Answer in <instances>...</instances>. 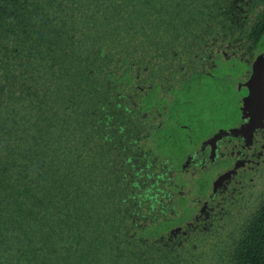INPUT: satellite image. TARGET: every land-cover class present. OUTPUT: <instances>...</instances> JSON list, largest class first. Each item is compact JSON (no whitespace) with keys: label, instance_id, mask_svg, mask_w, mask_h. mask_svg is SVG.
<instances>
[{"label":"flooded vegetation","instance_id":"af4514ba","mask_svg":"<svg viewBox=\"0 0 264 264\" xmlns=\"http://www.w3.org/2000/svg\"><path fill=\"white\" fill-rule=\"evenodd\" d=\"M118 1L6 9L0 70L16 94L6 133L15 147L25 137L54 175L33 172L22 196L0 189V264H252L264 225V108L246 117L240 93L264 61V0H143L138 10ZM202 79L229 101L209 103L207 133L172 155L160 149L168 130L193 126L166 114ZM59 210L75 213L74 226Z\"/></svg>","mask_w":264,"mask_h":264},{"label":"trees","instance_id":"16d2710c","mask_svg":"<svg viewBox=\"0 0 264 264\" xmlns=\"http://www.w3.org/2000/svg\"><path fill=\"white\" fill-rule=\"evenodd\" d=\"M127 4V9H133L138 10L139 6H143V0H125ZM41 2V3H40ZM117 2H119L117 0ZM148 2H155L156 0H148ZM20 3V6H18ZM50 3V0H33L30 5H27L25 3V0H0V24L7 28L6 23L3 21V17L7 11V8L12 7V4H16L19 9L23 10L24 13H31L36 8V4H45L40 5L36 11L42 7H47V4ZM77 6V5H76ZM35 11V12H36ZM33 12L32 15L35 13ZM134 12V11H133ZM42 13V10L37 12V14ZM31 15V16H32ZM26 17L23 16V19ZM29 19V18H28ZM27 19V20H28ZM9 25V23H8ZM4 38L0 37V48L3 50H8V46L2 45V42ZM2 52L0 51V61H1ZM3 67V66H0ZM0 76H5L4 79H0V189H4L7 186H9V190H17L21 196L23 194H26V185L28 182V179L31 178L33 172H37L40 177H43L46 174H52V172H49L44 168V164H40L36 160L33 159V151L32 149H29L26 144H23L24 142H27V139L25 137H21L18 139L19 143L22 144V146L15 147L16 144V132L14 133H6L7 131H10V126L14 124V111L12 107V98L15 94L13 90H11V87L15 86V82L12 81L14 79L13 75L11 74H4L0 70ZM21 82V81H17ZM22 85H25V82H21ZM19 96H23L19 94ZM19 102L26 103L27 101L22 100L19 98ZM29 102L33 103L32 107V113L36 111L39 112L41 108V100L39 99V96L35 94L34 99H30ZM44 141V140H43ZM48 145L46 142H43L40 147V153L46 154L48 152ZM35 153V152H34ZM60 173H55L56 179H58V175ZM34 176V175H33ZM53 176V177H55ZM11 181L17 184V187L11 186ZM60 188L63 189V184H60ZM59 189V188H58ZM43 196H46L45 194H42ZM23 201V200H22ZM45 203L52 205L55 204V201L47 200ZM21 205H25L24 201L20 202ZM25 207V206H24ZM29 205L26 204V209L20 210L21 218L25 220H29L31 217V210L28 209ZM20 208V207H19ZM74 211V210H73ZM57 214H63L67 217H65L66 220H68L69 224L72 226L75 219L73 217H70L74 215L73 212H65V211H56ZM22 219L19 220V223L23 222ZM57 221V220H54ZM60 222V220H59ZM49 224H53V220L51 219ZM30 228V227H25ZM54 229V226L51 227ZM259 236L257 240L256 246L253 248L252 257H251V263L252 264H264V225L260 226L259 230Z\"/></svg>","mask_w":264,"mask_h":264},{"label":"rangeland","instance_id":"374dc122","mask_svg":"<svg viewBox=\"0 0 264 264\" xmlns=\"http://www.w3.org/2000/svg\"><path fill=\"white\" fill-rule=\"evenodd\" d=\"M191 82H194L195 85L191 86L190 89L187 87L181 88L175 94L178 103H180V100L183 98L188 100L185 107L175 101L166 114L167 124L172 120L179 123L182 119L181 117H183L193 126V131L191 133L176 128L174 130H168L170 134L168 143L170 144L162 143L160 149L167 151L172 148L174 151L170 152L172 155L179 150L187 149L188 146L191 145V140L193 144H197L207 133V127L211 122L213 114L212 107L208 106L209 103L217 99L221 100L223 104L229 101L228 94L224 93V90L218 85H212L210 88L206 89L207 81L204 79L198 82L191 80Z\"/></svg>","mask_w":264,"mask_h":264},{"label":"water","instance_id":"95a60500","mask_svg":"<svg viewBox=\"0 0 264 264\" xmlns=\"http://www.w3.org/2000/svg\"><path fill=\"white\" fill-rule=\"evenodd\" d=\"M260 67L261 66H255L252 77L243 86L245 87V90H246L249 88V85H252L253 96H252L250 103L253 106V109H259V107L264 108V85L262 83V80H264V74H262L259 71ZM256 82H257V85H256ZM242 98H243V103L249 99L248 97H242Z\"/></svg>","mask_w":264,"mask_h":264},{"label":"snow or ice","instance_id":"6c2138e0","mask_svg":"<svg viewBox=\"0 0 264 264\" xmlns=\"http://www.w3.org/2000/svg\"><path fill=\"white\" fill-rule=\"evenodd\" d=\"M260 55H261V53H257V56H260ZM259 71L262 74H264V61L261 62V67H260ZM240 95L242 97H248L249 98L247 101L244 102L246 107L248 108V111L245 112V116L247 117L248 114L252 111V106H251V103H250V101L252 99V96H253L252 85H249V88L246 89L245 91L241 92ZM244 123L247 124L248 120L245 119Z\"/></svg>","mask_w":264,"mask_h":264}]
</instances>
